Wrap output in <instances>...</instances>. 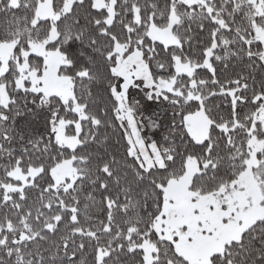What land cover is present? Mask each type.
I'll use <instances>...</instances> for the list:
<instances>
[{"label":"snow or ice","instance_id":"snow-or-ice-1","mask_svg":"<svg viewBox=\"0 0 264 264\" xmlns=\"http://www.w3.org/2000/svg\"><path fill=\"white\" fill-rule=\"evenodd\" d=\"M0 264H264V0H0Z\"/></svg>","mask_w":264,"mask_h":264}]
</instances>
